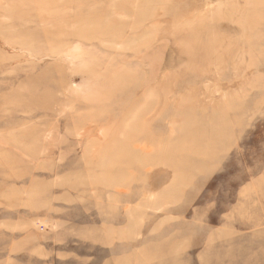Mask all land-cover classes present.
<instances>
[{
	"label": "rangeland",
	"instance_id": "1",
	"mask_svg": "<svg viewBox=\"0 0 264 264\" xmlns=\"http://www.w3.org/2000/svg\"><path fill=\"white\" fill-rule=\"evenodd\" d=\"M0 264H264V0H0Z\"/></svg>",
	"mask_w": 264,
	"mask_h": 264
},
{
	"label": "bare ground",
	"instance_id": "2",
	"mask_svg": "<svg viewBox=\"0 0 264 264\" xmlns=\"http://www.w3.org/2000/svg\"><path fill=\"white\" fill-rule=\"evenodd\" d=\"M83 33H85V32H83ZM104 34V33H103Z\"/></svg>",
	"mask_w": 264,
	"mask_h": 264
}]
</instances>
